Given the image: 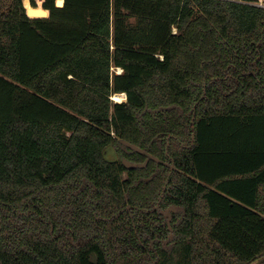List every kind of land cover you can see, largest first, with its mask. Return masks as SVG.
Returning a JSON list of instances; mask_svg holds the SVG:
<instances>
[{
  "label": "trees",
  "instance_id": "16d2710c",
  "mask_svg": "<svg viewBox=\"0 0 264 264\" xmlns=\"http://www.w3.org/2000/svg\"><path fill=\"white\" fill-rule=\"evenodd\" d=\"M24 2L0 0V264H264V7Z\"/></svg>",
  "mask_w": 264,
  "mask_h": 264
},
{
  "label": "rangeland",
  "instance_id": "374dc122",
  "mask_svg": "<svg viewBox=\"0 0 264 264\" xmlns=\"http://www.w3.org/2000/svg\"><path fill=\"white\" fill-rule=\"evenodd\" d=\"M35 1H36L37 4L42 3V0H35ZM29 2L31 3V0H29ZM23 3H24V5H25L24 0H23ZM57 4H58V2H57ZM25 6H26V5H25ZM27 9H28V7H27ZM34 17H41V16H34ZM42 17H44V16H42ZM113 69L115 70V71H114L115 73H119V72H121V69H120V68H116V67L114 68V67H113ZM123 97H124V100H125V99H126V94H125ZM113 99H115V98L113 97ZM115 101H117V100H115ZM107 150H108V149H107ZM107 150H105V155H106V151H107ZM107 154H108L109 156H111V157H109V156L106 155V157L109 158V159H115V158H116L115 153H114L111 149L108 150ZM176 210H178V208H176V207H170L168 210H166V213H167L168 217L170 218V216H171V212H172V211H176ZM256 264H260V263H256Z\"/></svg>",
  "mask_w": 264,
  "mask_h": 264
},
{
  "label": "built area",
  "instance_id": "2783aa9c",
  "mask_svg": "<svg viewBox=\"0 0 264 264\" xmlns=\"http://www.w3.org/2000/svg\"><path fill=\"white\" fill-rule=\"evenodd\" d=\"M230 1H236V2H241V3H249L253 5H258V6H263L264 7V0H230ZM44 0H42V3L40 5H43ZM39 5V4H37Z\"/></svg>",
  "mask_w": 264,
  "mask_h": 264
},
{
  "label": "bare ground",
  "instance_id": "6f19581e",
  "mask_svg": "<svg viewBox=\"0 0 264 264\" xmlns=\"http://www.w3.org/2000/svg\"><path fill=\"white\" fill-rule=\"evenodd\" d=\"M35 13H37V14H43L44 13V9L43 8H38L36 11H35ZM125 95V93H116V94H114V98H115V100H117V101H123L124 100V96Z\"/></svg>",
  "mask_w": 264,
  "mask_h": 264
},
{
  "label": "water",
  "instance_id": "95a60500",
  "mask_svg": "<svg viewBox=\"0 0 264 264\" xmlns=\"http://www.w3.org/2000/svg\"><path fill=\"white\" fill-rule=\"evenodd\" d=\"M27 13H28V15L29 16H31V17H34L33 15H31L30 13H29V11H28V9H27ZM46 16V15H45ZM42 17V16H41ZM126 99H127V95H126ZM109 149H111V148H108V150ZM108 150L106 151V155L107 156H109L108 154H107V152H108ZM112 150V149H111ZM113 151V150H112ZM114 152V151H113ZM109 157H111V156H109ZM129 165H133V166H137V163H135V164H132V163H128Z\"/></svg>",
  "mask_w": 264,
  "mask_h": 264
}]
</instances>
